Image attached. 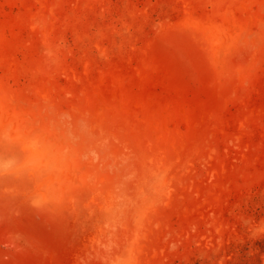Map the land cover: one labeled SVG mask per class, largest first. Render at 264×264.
I'll return each mask as SVG.
<instances>
[{
	"label": "rangeland",
	"instance_id": "1",
	"mask_svg": "<svg viewBox=\"0 0 264 264\" xmlns=\"http://www.w3.org/2000/svg\"><path fill=\"white\" fill-rule=\"evenodd\" d=\"M0 264H264V0H0Z\"/></svg>",
	"mask_w": 264,
	"mask_h": 264
}]
</instances>
